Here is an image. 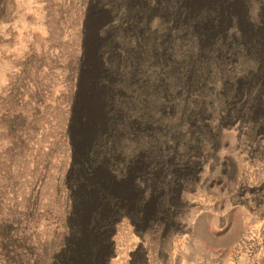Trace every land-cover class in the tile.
Segmentation results:
<instances>
[{
  "label": "rangeland",
  "instance_id": "1",
  "mask_svg": "<svg viewBox=\"0 0 264 264\" xmlns=\"http://www.w3.org/2000/svg\"><path fill=\"white\" fill-rule=\"evenodd\" d=\"M113 22L90 0H0V264H62L69 247L75 264H264V132L239 122L180 181L171 226L126 214L104 237L89 229L98 199L70 168L102 119L92 80ZM134 173L93 181L133 201L145 190Z\"/></svg>",
  "mask_w": 264,
  "mask_h": 264
},
{
  "label": "trees",
  "instance_id": "2",
  "mask_svg": "<svg viewBox=\"0 0 264 264\" xmlns=\"http://www.w3.org/2000/svg\"><path fill=\"white\" fill-rule=\"evenodd\" d=\"M90 1L114 22L100 32L103 68L92 80L104 92L102 119L70 168L72 183L96 195L89 229L103 237L126 214L169 227L180 181L212 157L223 128L264 132V0ZM98 169L118 180L133 170L143 195L113 194L93 181ZM74 256L69 247L62 264Z\"/></svg>",
  "mask_w": 264,
  "mask_h": 264
}]
</instances>
